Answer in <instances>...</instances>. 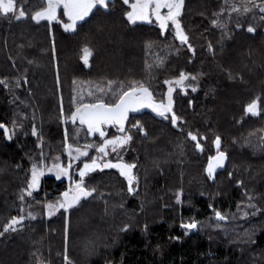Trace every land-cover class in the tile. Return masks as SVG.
<instances>
[{
  "label": "trees",
  "instance_id": "trees-1",
  "mask_svg": "<svg viewBox=\"0 0 264 264\" xmlns=\"http://www.w3.org/2000/svg\"><path fill=\"white\" fill-rule=\"evenodd\" d=\"M257 5L264 0H185L179 19L194 54L172 25L162 35L155 23L130 24L123 0H111L107 10L97 6L74 31H65L62 10L54 21L32 20L46 0H16L26 13L19 20L0 13V123L12 133L9 140L0 129V232L23 206L57 203L72 186L70 179L46 175L33 196L20 200L42 153L66 162L65 130L67 143L101 142L98 133L88 135L87 125L70 120L80 102L115 103L133 83H143L157 103L166 98L165 80L181 70L197 76V91L178 88L172 95L182 120L177 127L171 113L166 120L150 108L129 112L124 127L133 140L124 158L136 165V194L128 193L116 169L90 173L85 186L97 189L92 197L52 217H27L0 237V264H264V13ZM249 26L257 31L248 33ZM108 81L114 86L103 96L98 90H107ZM253 101L255 116L245 113ZM137 122L146 134L132 127ZM33 124L39 137L31 134ZM119 127L108 126L106 137ZM217 136L228 161L211 181L205 167L216 154ZM215 211L229 218L219 227ZM193 219L200 227L186 235L180 225Z\"/></svg>",
  "mask_w": 264,
  "mask_h": 264
},
{
  "label": "snow or ice",
  "instance_id": "snow-or-ice-1",
  "mask_svg": "<svg viewBox=\"0 0 264 264\" xmlns=\"http://www.w3.org/2000/svg\"><path fill=\"white\" fill-rule=\"evenodd\" d=\"M111 0H47V7L42 11L36 12L31 18L36 23L41 22L42 20H48L49 22L56 20V10L61 5L64 9V15L69 18L71 21L70 24H65V31H74L76 28V24L78 21L85 20L86 17L92 13L93 9L97 8V6L102 7L107 10ZM124 4H128L129 0H123ZM15 4L16 0H0V13L5 15L9 13H15ZM155 5L154 8L152 5ZM185 5V0H136V3L132 4V11H128L125 13L127 17V21L130 24H135L137 21H148L151 23L150 16L155 15L157 20L159 21V27L161 29V34L163 35L165 31L168 29L169 24L171 22L172 27L174 28L175 38L180 42L181 45H187L188 51L194 54V48L189 43V37L185 34L184 29L181 25L180 17L182 15V10ZM261 13H264V5H257ZM167 8V14L162 15L160 9ZM232 12L239 13L240 9L238 7H233ZM251 9L244 8V12H250ZM17 20L26 18V13L23 8L19 11V15L15 17ZM261 20H264V15L260 16ZM213 25L217 27H222L218 23L217 20H213ZM237 28H240L241 25L237 24ZM257 29L253 26H249L247 28L248 33H255ZM212 49V45L209 44V50ZM88 51L87 49L85 50ZM90 55V53H88ZM85 65L88 64L87 56L84 58ZM195 81L197 80V76L186 73L181 70L179 72L178 78L174 80H165L164 84L172 85L175 84L178 87H183L186 81ZM0 83H4L0 81ZM25 83L27 80L25 79ZM75 83V81L73 82ZM60 85V78L57 74V86ZM113 82L108 81V89L100 88L98 91L103 95L107 96L113 87ZM123 87V85H122ZM175 89L173 87L168 88L167 92V103L164 102L155 103L153 101V91H150V87L145 86L143 83L140 84L139 87H136L135 83L128 87L127 91H123L122 94L119 95V99L115 103H106L104 99H98L96 103L84 104L82 102L79 103L78 107L71 114V120L73 123L76 122L77 118L79 119V123L82 125H87L88 135L99 134L102 138L103 143L96 146L95 143H89L84 146V150L82 151L80 148H76L74 151L76 155L72 154V146L68 144L67 141L69 139L67 130H65V146L68 149V157L70 163L67 167H61L59 164H55L52 168H48L49 172H52L54 169L59 173L56 176L57 180H60L62 177H69L71 184L74 186L69 187L67 191L61 193L63 197L62 200L57 201L56 204H46L44 207L47 211L48 217H52L56 214V212L63 209L65 212H68L73 207L80 204L82 200H85L89 197H92L94 192L97 189L89 190L85 186V178L90 174L95 172L97 169L103 171L104 169H116L119 172L121 177H124L127 181L128 188L127 191L130 195H134L137 193V189L134 186L136 181V176L133 174V169L136 167L134 164H128L123 162V157L119 155L121 151L127 150V145L130 141L133 140L132 135H121L114 137L112 139H107L106 133L103 130V126H116L119 125L120 133H126L128 130L124 127V122L128 119L129 112H138L144 108H150L158 117H163L164 119H168V114L171 113V124L173 127H177L180 122H182L181 117H179L173 111V99L172 93ZM191 90L193 92L197 91L196 87H192ZM89 96H93L92 92L88 93ZM115 95V93H113ZM74 97V101H75ZM81 97V101H82ZM191 103V102H190ZM64 109L61 104V114L63 115ZM246 114H251L253 116L259 114L258 102L253 101L248 104L245 108ZM138 132L142 134H146L143 126L137 122V124L132 126ZM0 129H4L6 136L10 140L12 138V133L9 132L6 125L0 123ZM34 137H39L40 134L37 130L35 124L32 126V133ZM188 136L193 141H197V135L192 132L188 133ZM42 139V137H41ZM203 139V137H202ZM216 146V155L209 156L208 164L206 166V174L209 180L214 179V174L217 169L223 168L226 160V153L224 151H220L221 138L217 136L213 141ZM196 149L203 152L204 148L202 144L197 141L195 145ZM95 148L96 151L102 154V163L97 162L96 157H92L91 163L85 162L83 167L79 168L78 176L79 180H72L69 169L75 167V162L80 160L81 157H87L89 155L87 149ZM110 149V151H109ZM112 153H116L117 162L113 163L110 159H107ZM43 159L44 155L41 154L40 163H33L31 167V176L30 179L27 180V189L24 191V194L20 196V200L23 201L25 199V195L28 197L33 196L35 191H38L40 185V179L44 175L43 172ZM58 159V158H57ZM103 160H107V162H103ZM229 178L232 177L233 173L229 172ZM238 185H241V181H237ZM177 202H179V194H177ZM122 207V205H121ZM212 208V205H209ZM239 207V206H238ZM251 207V205H248ZM55 209V211H53ZM21 212H23V208H21ZM29 217L33 220L36 219V216L29 212ZM245 216L248 215L247 212L244 213ZM215 219L217 221V227H219V222H225L229 218L222 214L220 211H215ZM25 220L24 215H20L19 217L13 216L7 224L4 225L3 232H0V237L4 236L5 233L11 231L16 232L18 230V226L22 227L23 222ZM130 225L125 224L123 231H127ZM180 227L185 230V234L188 235L191 232L198 230L200 224L195 219L191 220V222H182ZM67 233V220H66V229ZM178 239V238H176ZM65 261H68L67 255L64 256Z\"/></svg>",
  "mask_w": 264,
  "mask_h": 264
},
{
  "label": "rangeland",
  "instance_id": "rangeland-1",
  "mask_svg": "<svg viewBox=\"0 0 264 264\" xmlns=\"http://www.w3.org/2000/svg\"><path fill=\"white\" fill-rule=\"evenodd\" d=\"M134 3H136V0H129V3H128V6H129V10L128 11H132V7H131V5L132 4H134ZM154 4L152 5V7L154 8ZM47 7V0H46V6L44 7V8H46ZM43 8V9H44ZM43 9H41V10H39V11H42ZM19 10V9H18ZM17 9H16V6H15V13H14V15H19V11H18ZM60 10H62V14H63V19H64V25L65 24H70L71 23V21L69 20V18L67 17V16H65L64 15V9H63V6L61 5L60 7H58L57 8V10H56V16H57V19L59 18V12H60ZM127 11V12H128ZM167 11H168V9L167 8H163V9H160V12H161V14L162 15H166L167 14ZM150 19H151V23H155V24H157V25H159V21L157 20V18H156V16L155 15H151L150 16ZM54 21V20H53ZM137 22H148L147 20L146 21H137ZM149 23V22H148ZM168 24H169V26L171 25V22L169 21L168 22ZM174 80V79H173ZM173 87L175 90L176 89H181V90H186L187 88H192V87H194V84H193V82H192V80H189V81H186L185 82V85L181 88V87H178V86H176L175 84H172V85H167V92H168V88L169 87ZM174 90V91H175ZM174 91H173V93H174ZM173 93H172V95H173ZM161 102H164L165 104L167 103V93H166V98L163 100V101H161ZM156 103V102H155ZM157 103H160V102H157ZM27 116L29 117V118H31V119H33L34 118V113L33 112H28V114H27ZM70 120H71V116H70ZM76 122H79V119L77 118V120H76ZM118 131H119V128H116ZM103 130L105 131V133L107 134V132H108V126H103ZM124 134H127L128 135V133L126 132V133H120V131L117 133V134H114L113 136H111V137H105V138H107V139H112V138H114V137H117V136H121V135H124ZM103 143V140H101V142L99 143V144H97L96 146L97 147H99V145H101ZM68 144H71V143H68ZM71 146H72V154L73 155H76V153H75V149L76 148H80L82 151L84 150V145H75V144H71ZM95 149V148H94ZM87 151H88V153L89 154H91L92 156H91V159H92V157H96L97 158V162L98 163H102V154L101 153H99L98 151H96V149H95V153H92L91 151H92V149H87ZM109 151H110V149H109ZM68 149L66 148V146H65V154H66V156H67V159H66V162L64 163V160L63 159H60L59 157H54V158H51V159H47L46 157H45V155H44V159H43V164H44V167H43V172H44V175L42 176V177H44V176H46V175H53V176H57L59 173L54 169L52 172H49L48 171V168H52L55 164H59V165H61V167H67L68 166V164L70 163V161H69V157H68ZM124 153H125V151H121L120 153H119V155L120 156H122L123 157V162L124 163H128V162H126L125 161V158H124ZM215 154H212V155H210V156H214ZM116 156H117V154L116 153H112L107 159H110L113 163H116L117 162V159H116ZM82 158V157H81ZM91 159L90 160H87V161H84L83 163H79V160L78 161H76L75 162V167L74 168H72V169H69V171L71 172V170H73V172H74V176L73 177H77L76 179H74V180H79V176H78V170H79V168H81V167H83V164L85 163V162H87V163H91ZM103 162H107V160H103ZM208 162V161H207ZM34 163H37V164H39L40 163V160L39 161H37V162H34ZM67 163V164H66ZM128 164H130V163H128ZM31 167H32V165H31ZM31 167H30V176H31ZM97 170H99V169H97ZM118 171V170H117ZM133 174H134V171H133ZM135 175V174H134ZM42 177H41V179H42ZM63 178H66V179H69V177H67V176H65V177H62L61 179H63ZM40 179V180H41ZM135 184H136V182L134 183V186H135ZM72 186H74V185H72ZM135 187H137V185L135 186ZM27 189V188H26ZM25 189V190H26ZM24 190V191H25ZM24 194V193H23ZM63 199V197H61L58 201H60V200H62ZM46 204H50V203H46ZM46 204H43V205H40V204H38V205H36V206H34V207H29V206H23V213H22V215H24L25 216V218H27V217H29V212H31L33 215H35L36 217L37 216H41V215H43V216H47V211H46V209H45V205ZM53 204H56V203H53ZM53 211H55V209H53Z\"/></svg>",
  "mask_w": 264,
  "mask_h": 264
},
{
  "label": "water",
  "instance_id": "water-1",
  "mask_svg": "<svg viewBox=\"0 0 264 264\" xmlns=\"http://www.w3.org/2000/svg\"><path fill=\"white\" fill-rule=\"evenodd\" d=\"M126 122V121H125ZM124 122V123H125ZM215 148H216V146H215ZM217 150V149H216ZM220 150V149H219ZM220 151H223V150H220ZM216 155V154H215ZM227 161H228V156L226 155V160H225V165H224V167L223 168H220V169H218V170H223V169H225V167H226V165H227ZM207 164H208V162H207ZM207 166V165H206ZM205 169H206V167H205ZM206 172V171H205ZM215 175H216V172H215V174H214V179H215ZM214 179L213 180H211V181H214Z\"/></svg>",
  "mask_w": 264,
  "mask_h": 264
},
{
  "label": "flooded vegetation",
  "instance_id": "flooded-vegetation-1",
  "mask_svg": "<svg viewBox=\"0 0 264 264\" xmlns=\"http://www.w3.org/2000/svg\"><path fill=\"white\" fill-rule=\"evenodd\" d=\"M144 109H146V108H144Z\"/></svg>",
  "mask_w": 264,
  "mask_h": 264
}]
</instances>
